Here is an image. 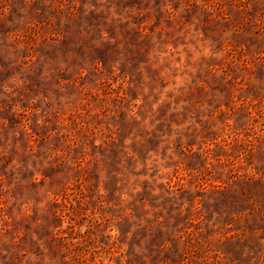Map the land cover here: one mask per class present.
Here are the masks:
<instances>
[{
    "label": "rangeland",
    "instance_id": "obj_1",
    "mask_svg": "<svg viewBox=\"0 0 264 264\" xmlns=\"http://www.w3.org/2000/svg\"><path fill=\"white\" fill-rule=\"evenodd\" d=\"M0 264H264V0H0Z\"/></svg>",
    "mask_w": 264,
    "mask_h": 264
}]
</instances>
